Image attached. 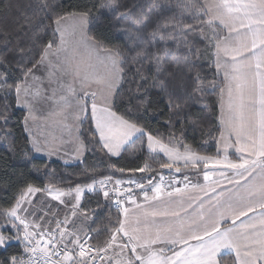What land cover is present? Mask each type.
<instances>
[{
    "label": "snow or ice",
    "instance_id": "obj_1",
    "mask_svg": "<svg viewBox=\"0 0 264 264\" xmlns=\"http://www.w3.org/2000/svg\"><path fill=\"white\" fill-rule=\"evenodd\" d=\"M6 7L0 143L27 171L0 176V264H264V0H176L155 19L100 0L135 28L126 47L91 33L87 6ZM212 93L217 122L190 121Z\"/></svg>",
    "mask_w": 264,
    "mask_h": 264
},
{
    "label": "trees",
    "instance_id": "obj_2",
    "mask_svg": "<svg viewBox=\"0 0 264 264\" xmlns=\"http://www.w3.org/2000/svg\"><path fill=\"white\" fill-rule=\"evenodd\" d=\"M8 2L9 0H0V27L12 26L14 19L18 16V10L16 8L8 9L6 7ZM12 2L18 4H31L34 3V0H12ZM57 2L64 5L65 7L79 5L87 6L88 9H92V14L94 16H100V20L99 22L94 21L93 23L89 24L88 27L91 29V33L98 37L102 35L112 36L113 34L119 37V39L116 40L104 41L105 43L119 44L121 46L126 47L129 40L136 35L135 28H132L129 22H121L119 19H111L110 14L108 16H101L100 13L103 10L99 9L100 0H57ZM123 2L133 6L132 11L134 14H138L140 11V9L136 8L135 5H140L141 7H144L148 4H151L153 6V19L156 18L157 12H164L166 17H170L176 12V0H123ZM93 5H96V8H93ZM180 59L182 60L183 57H180ZM161 107H163V105H161ZM190 112V121L199 123L203 119L210 118V123L214 125L217 122V118L219 115L218 95L216 93H212L211 95L206 96L200 103L193 105L190 109ZM18 116L19 112H17V117ZM161 119L163 120L164 117H162ZM150 125L154 128L159 126L158 122L155 120L150 121ZM187 135L189 137L188 142H192L191 137L195 136L196 144L202 143V134L199 131L190 130ZM204 138L206 139L207 137L205 136ZM19 142H23V136H21ZM207 150L213 152L215 151V149L212 148L211 143H209ZM131 159L133 158L131 156H128L124 161H121V163L127 164V161ZM22 160V154L9 159L3 143H0V176L4 174V169L6 167L10 174L12 172H16L19 174L27 171V169L23 167L21 163ZM42 160L43 158H40L37 162H42ZM89 163H92V161L89 160ZM51 167L55 169L58 174H63L64 172L72 171L75 168V165L69 164L68 166H65L61 161L54 160L52 161ZM19 178V175L15 177L16 180H19ZM90 199L94 200L95 197L93 196ZM0 203H3V201L0 200ZM96 207L97 206L95 203H91L88 205V208L86 210L96 209ZM93 219L95 221V224H93L94 227H102L103 224L107 223V213L100 211L98 215H94ZM221 259L223 260L224 257Z\"/></svg>",
    "mask_w": 264,
    "mask_h": 264
},
{
    "label": "crops",
    "instance_id": "obj_3",
    "mask_svg": "<svg viewBox=\"0 0 264 264\" xmlns=\"http://www.w3.org/2000/svg\"><path fill=\"white\" fill-rule=\"evenodd\" d=\"M54 160H57V159H54ZM59 161H60V160H59ZM223 257H224L223 260L226 262V264H230L231 260L234 258V257L232 256V254L227 253V251H226L225 253L222 254L221 258H223Z\"/></svg>",
    "mask_w": 264,
    "mask_h": 264
},
{
    "label": "rangeland",
    "instance_id": "obj_4",
    "mask_svg": "<svg viewBox=\"0 0 264 264\" xmlns=\"http://www.w3.org/2000/svg\"><path fill=\"white\" fill-rule=\"evenodd\" d=\"M41 158H43V157H41ZM54 159H55V158H53V161H54ZM57 160H58V159H57ZM70 164H71V163H70Z\"/></svg>",
    "mask_w": 264,
    "mask_h": 264
}]
</instances>
